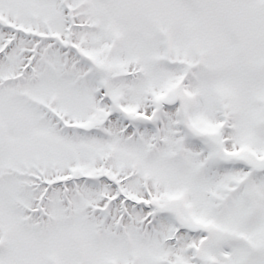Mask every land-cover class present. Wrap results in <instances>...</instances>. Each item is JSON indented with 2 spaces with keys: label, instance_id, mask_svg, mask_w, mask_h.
I'll list each match as a JSON object with an SVG mask.
<instances>
[{
  "label": "snow or ice",
  "instance_id": "obj_1",
  "mask_svg": "<svg viewBox=\"0 0 264 264\" xmlns=\"http://www.w3.org/2000/svg\"><path fill=\"white\" fill-rule=\"evenodd\" d=\"M0 264H264V0H0Z\"/></svg>",
  "mask_w": 264,
  "mask_h": 264
}]
</instances>
